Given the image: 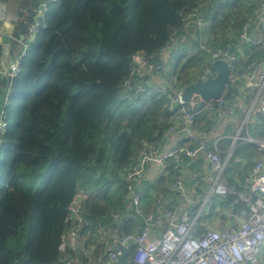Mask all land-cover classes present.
<instances>
[{
    "label": "trees",
    "instance_id": "trees-1",
    "mask_svg": "<svg viewBox=\"0 0 264 264\" xmlns=\"http://www.w3.org/2000/svg\"><path fill=\"white\" fill-rule=\"evenodd\" d=\"M260 1L0 0L18 17L10 49L22 54L19 72L10 81L0 132V264H55L69 257L86 264L104 258L115 236L139 230L141 218L130 202L126 171L146 145L159 151L176 114L170 109L172 97L202 79L210 67L212 59L200 43L236 47L242 25ZM37 16L41 24L22 53ZM199 17L205 29L197 27ZM256 28L264 35V26ZM163 49L167 53L160 56V73L172 89L162 82L167 86L163 92L146 72L136 75L144 90L123 85L133 67L132 54L156 56ZM246 50L264 59L263 48ZM236 86L230 84L224 95L231 105ZM198 106L187 102L195 113V130L210 137L211 128L222 120L215 111ZM259 117L257 125L244 123L235 140L224 171L230 184L237 185L255 164L259 149L248 138L264 139V117ZM233 125L227 124L219 135L223 161L233 143ZM178 139L184 151L199 145ZM188 157L181 154V159ZM180 168L168 160L156 200L167 196L176 206L183 200L173 187ZM137 190L144 210L155 211L156 200L149 206L154 195L147 194L148 188L143 193L142 184ZM76 195L82 216L76 237L82 242L76 251L63 252L65 236L77 226L68 217ZM209 202L208 213L197 217L199 224L228 218L221 211L236 213L247 207L232 193L213 195ZM200 206L194 207L193 216ZM133 252L130 247L126 264L133 263Z\"/></svg>",
    "mask_w": 264,
    "mask_h": 264
},
{
    "label": "built area",
    "instance_id": "built-area-1",
    "mask_svg": "<svg viewBox=\"0 0 264 264\" xmlns=\"http://www.w3.org/2000/svg\"><path fill=\"white\" fill-rule=\"evenodd\" d=\"M46 7L47 3L43 4L42 10ZM263 13L264 0H261L259 6L253 10L250 18L242 25L237 37L238 44L236 47L230 45L213 47L204 42L199 45L200 49L205 51L212 60L223 59L227 62L230 68L228 86L241 83L249 93L256 92L253 105L257 107L262 117H264V59L253 58L246 49L247 47H261L264 49V35L256 33V27L261 28L264 26ZM38 16L29 27V35L23 43L22 53L28 47L41 24ZM0 19L11 21L15 17L7 12L5 6L0 4ZM196 25L199 29H205L207 24L199 17ZM3 35L4 33L0 27V41ZM8 48H10V45H3L5 51ZM166 52L167 50L163 49L158 55L162 56ZM21 55L14 54V58H12L9 65L10 71H7L6 68L0 69V76L6 74L11 80L19 72ZM153 58L154 56H146L141 52L132 54L133 67L129 78L124 81L123 85L137 91L144 90V86L137 82L136 75L146 72L161 86L163 92H167V86L154 78L156 73L154 72ZM209 73H211L210 67L206 69L202 79H205ZM181 91H178L172 97L170 109H176V114L173 122L166 130V135L189 138L198 142L199 145L196 148L184 151L176 144L162 156L161 169L163 172L166 170L169 159L173 160L174 168L179 169L183 152L191 157H195L199 153L204 154L212 164V171L206 177L211 182V187L207 197L202 202V208L192 218L189 210L185 209L179 212L170 209L166 206L164 200L158 199V206L155 211L146 212L144 210L142 194L137 190V186L145 179L148 165L156 159L158 154L156 146L146 145L137 162L126 171L125 175L128 180L127 188L130 202L136 214L140 216L142 225L138 231L115 236L114 242L108 246V252L104 258L86 264H110L118 260L122 253L120 246L134 247L132 264H257L264 248V161L255 162L243 180L237 185L228 183L224 175L226 162L221 159L217 149L220 136L214 139L206 133L195 130V113L189 110L187 102L195 106L197 102L200 103V97L193 95L189 101H185L181 97ZM224 95L216 100V105L213 100L205 104L206 108L215 111L217 117L221 119L232 114L235 109L233 104L231 105L225 101ZM124 96L126 97L127 94ZM1 126L3 129L5 122L1 121ZM210 131L213 134L216 129L212 127ZM248 140L256 143L258 149L264 152V139L249 137ZM173 187L179 192L181 198L185 199L187 197L185 183L180 177L174 181ZM230 193L236 194L237 200L244 201L247 204L246 208L233 213V217L238 218L239 221L230 222L219 227L208 222L199 224L196 221L199 214L208 213L211 196L224 197ZM68 217L77 221L76 228L74 227L69 231L71 237H76L78 234L77 228L82 221L79 195H76L69 205ZM115 217H118V215L115 214ZM156 226H164V228L158 238L152 239L151 233ZM55 264L83 263L69 257L61 259Z\"/></svg>",
    "mask_w": 264,
    "mask_h": 264
},
{
    "label": "crops",
    "instance_id": "crops-1",
    "mask_svg": "<svg viewBox=\"0 0 264 264\" xmlns=\"http://www.w3.org/2000/svg\"><path fill=\"white\" fill-rule=\"evenodd\" d=\"M10 13L12 14V16L15 17V19H12L11 21H5V20L0 19V27L4 34H9L11 35L12 38H14L13 36L14 22L18 19V17L13 12H10ZM256 33L258 34L260 32L256 31ZM2 49H3V45H2ZM166 53L164 55H166ZM14 54L15 53L12 52V54H10V56L7 57L2 52V54L0 55V69H4L11 64V60L12 58H14ZM255 94L256 92H253L252 94L249 93L241 83L237 84L236 89L234 90L235 98L233 99V107H235L234 112L230 114L229 116L221 119L222 122L218 123L216 127V132L210 135V138L215 139L219 137L221 132H223L226 129L227 124H234L233 127L235 129V133L233 134L234 135L233 143L231 145V149L229 150L228 155L224 159V162H227L229 156L231 155L233 147L235 146L234 140H236V138L239 137V134H240L239 131H241L242 127L244 126V123L250 122L252 125H257L258 123L261 122L260 117H259L261 115L257 107L253 105L254 100H255ZM250 137L254 139H263L259 135L257 136L250 135ZM178 142H179V139L177 136L167 135L160 145L156 159L152 163H150L147 167L146 177L141 184L144 189L143 193H145V190L148 188L147 194L151 193L155 197L154 201L151 199L152 201H150L149 203L150 205L148 204L150 207L155 203L156 198L159 197L157 196V193H158L157 187L159 186V180L163 172L161 169L162 156H164V154L168 152L169 149L175 146ZM255 152L257 153L255 157L253 158L251 164H254V162H257L259 160L264 161V152L261 150H258V151L256 150ZM188 160L189 161H187V159H184V158L181 159L182 163H181L180 175H179V177L185 183L187 194H188L187 197L183 199L181 202H179L178 206L171 204L172 199L167 196H164L166 198V199L164 198V202L166 203V206L167 205L171 206L170 209H175L179 212L185 209L189 210V212L191 213V217L194 218L196 216V215L193 216L194 207L200 203L201 204L200 209H201L202 202L204 201V199L207 197L209 193L211 182H209L206 179V177L209 176L212 171V164L211 162L208 161V159L204 156V154H201V153H199V155L195 157L189 156ZM240 160L244 164L247 163V159L243 157ZM263 170H264V167H263ZM146 202H147V198H146ZM191 202H193L194 204L193 206H191L190 204ZM221 213H225L228 218L224 220L220 218L218 220L214 219L212 221H208V223L212 224L213 226L219 227V226H222L230 222L239 221L238 218L233 217V213L230 212L229 210L221 211ZM163 228L164 226L154 227L151 233V238L152 239L158 238L161 235ZM81 242L82 240H79L77 237H71L70 235L67 234L65 236V239L62 245V250L63 252H67L68 250L76 251V249H78L79 246L81 245ZM126 250L128 251L129 248H126ZM257 264H264V248L259 257Z\"/></svg>",
    "mask_w": 264,
    "mask_h": 264
},
{
    "label": "water",
    "instance_id": "water-1",
    "mask_svg": "<svg viewBox=\"0 0 264 264\" xmlns=\"http://www.w3.org/2000/svg\"><path fill=\"white\" fill-rule=\"evenodd\" d=\"M264 16V13H263ZM23 38V36H22ZM11 35L4 34L1 40L3 45H10ZM3 54L5 56H10L11 51L8 48L7 51L3 49ZM210 65L211 73L205 79L197 80L191 84H188L181 91V97L185 101H189L193 95H198L200 97V103L198 108H202L205 104L211 100L220 99L226 92L229 84L230 78V68L227 65V62L223 59L212 60ZM153 67L154 72L159 73L163 70V61L159 55L154 56L153 58ZM7 71H10V67H6ZM10 78L3 74L0 76V82L4 85L0 86V132L2 130L1 121L2 115L5 109L7 102V96L10 88ZM240 132V131H239ZM1 143V138H0ZM235 143V140H234ZM122 253L118 260L111 262L110 264H126V254L127 250L125 246H120Z\"/></svg>",
    "mask_w": 264,
    "mask_h": 264
},
{
    "label": "rangeland",
    "instance_id": "rangeland-1",
    "mask_svg": "<svg viewBox=\"0 0 264 264\" xmlns=\"http://www.w3.org/2000/svg\"><path fill=\"white\" fill-rule=\"evenodd\" d=\"M2 5V4H1ZM4 6V5H3ZM7 12L8 13H10V11L9 10H7ZM11 14V13H10ZM12 15V14H11ZM156 80H158L159 82H163V83H165L170 89H172V85L170 84V82H169V79H165V77H164V75L162 74V73H156L155 74V77H154ZM191 204V206H193L194 204H193V202H191L190 203Z\"/></svg>",
    "mask_w": 264,
    "mask_h": 264
}]
</instances>
